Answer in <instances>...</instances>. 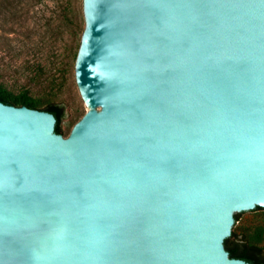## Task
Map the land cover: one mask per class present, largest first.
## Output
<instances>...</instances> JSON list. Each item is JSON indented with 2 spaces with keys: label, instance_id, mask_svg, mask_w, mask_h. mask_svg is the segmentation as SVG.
I'll return each mask as SVG.
<instances>
[{
  "label": "water",
  "instance_id": "water-1",
  "mask_svg": "<svg viewBox=\"0 0 264 264\" xmlns=\"http://www.w3.org/2000/svg\"><path fill=\"white\" fill-rule=\"evenodd\" d=\"M82 6L69 135L0 101V264H248L223 242L264 209V0Z\"/></svg>",
  "mask_w": 264,
  "mask_h": 264
},
{
  "label": "rangeland",
  "instance_id": "rangeland-1",
  "mask_svg": "<svg viewBox=\"0 0 264 264\" xmlns=\"http://www.w3.org/2000/svg\"><path fill=\"white\" fill-rule=\"evenodd\" d=\"M84 27L82 0H0V83L41 106L64 103V137L87 111L75 76ZM236 225L238 238L264 247V209L237 216Z\"/></svg>",
  "mask_w": 264,
  "mask_h": 264
},
{
  "label": "trees",
  "instance_id": "trees-1",
  "mask_svg": "<svg viewBox=\"0 0 264 264\" xmlns=\"http://www.w3.org/2000/svg\"><path fill=\"white\" fill-rule=\"evenodd\" d=\"M0 101L5 104H11L15 106L25 105L31 108H37L52 113L56 118L54 131L62 134V128L60 126V120L64 116L63 107L55 102H47L43 106L37 99H34L25 92L14 94L9 91L5 86L0 83ZM260 207H256L258 209ZM235 221L237 216L234 215ZM238 238L236 232L231 231V234L224 239V247L228 252L229 257L242 259L248 264H264V247L258 242L253 240L249 236H241Z\"/></svg>",
  "mask_w": 264,
  "mask_h": 264
}]
</instances>
